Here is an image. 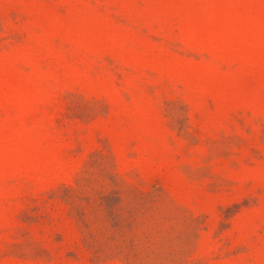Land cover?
<instances>
[{
    "label": "rangeland",
    "instance_id": "obj_1",
    "mask_svg": "<svg viewBox=\"0 0 264 264\" xmlns=\"http://www.w3.org/2000/svg\"><path fill=\"white\" fill-rule=\"evenodd\" d=\"M0 264H264V0H0Z\"/></svg>",
    "mask_w": 264,
    "mask_h": 264
}]
</instances>
